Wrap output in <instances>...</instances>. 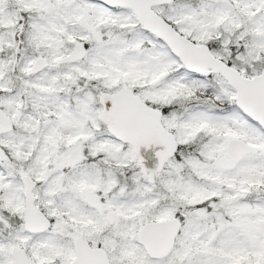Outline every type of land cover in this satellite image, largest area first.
Masks as SVG:
<instances>
[{"label":"snow or ice","instance_id":"1","mask_svg":"<svg viewBox=\"0 0 264 264\" xmlns=\"http://www.w3.org/2000/svg\"><path fill=\"white\" fill-rule=\"evenodd\" d=\"M0 264H264V0H0Z\"/></svg>","mask_w":264,"mask_h":264}]
</instances>
